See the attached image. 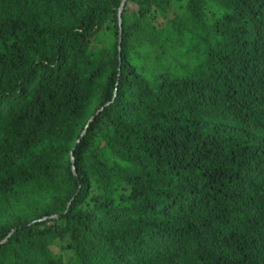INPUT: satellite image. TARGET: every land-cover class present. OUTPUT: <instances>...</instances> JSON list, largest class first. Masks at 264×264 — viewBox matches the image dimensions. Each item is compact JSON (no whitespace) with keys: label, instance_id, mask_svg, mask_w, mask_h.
<instances>
[{"label":"trees","instance_id":"trees-1","mask_svg":"<svg viewBox=\"0 0 264 264\" xmlns=\"http://www.w3.org/2000/svg\"><path fill=\"white\" fill-rule=\"evenodd\" d=\"M122 1L0 0V264H264V0Z\"/></svg>","mask_w":264,"mask_h":264},{"label":"water","instance_id":"water-1","mask_svg":"<svg viewBox=\"0 0 264 264\" xmlns=\"http://www.w3.org/2000/svg\"><path fill=\"white\" fill-rule=\"evenodd\" d=\"M125 1H126V0H123L122 3H121V5H120V7H119V25H120V28H121V26H122L121 12H122L123 7H124V5H125ZM121 34H122V32L120 31V41H121ZM73 169H74V172H75V167H73ZM55 216H56V215H54V217H55ZM6 239H7V238H5L4 240H2V241L0 242V244H1V243H4V242L6 241Z\"/></svg>","mask_w":264,"mask_h":264}]
</instances>
